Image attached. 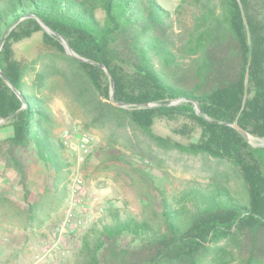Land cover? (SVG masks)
Masks as SVG:
<instances>
[{"label":"trees","instance_id":"16d2710c","mask_svg":"<svg viewBox=\"0 0 264 264\" xmlns=\"http://www.w3.org/2000/svg\"><path fill=\"white\" fill-rule=\"evenodd\" d=\"M184 5L189 19L176 33L172 13L156 0H0V120L12 130L0 140V161L25 199L27 169L17 148L31 146L55 176L67 166L43 97L56 61L37 70L12 50L37 32L62 59L60 78L86 128L110 126L107 146L129 129L160 148L224 162L237 183L210 179L171 196L155 187L161 227L113 210L83 235L82 264H100L104 254L105 264H264V147L230 126L254 143L264 140V0H181L174 12ZM61 38L86 61L66 55ZM109 76L113 100L124 107L110 101ZM155 119H184L192 127L180 132L197 128L198 140L180 145L157 136ZM125 237L132 244L121 245Z\"/></svg>","mask_w":264,"mask_h":264},{"label":"rangeland","instance_id":"374dc122","mask_svg":"<svg viewBox=\"0 0 264 264\" xmlns=\"http://www.w3.org/2000/svg\"><path fill=\"white\" fill-rule=\"evenodd\" d=\"M156 2L172 13L174 28L176 33H180L182 24L189 19L190 8L184 5L176 14L174 10L181 0ZM95 16L102 21L103 11L97 9ZM12 50L15 60L29 67L33 62L37 70L43 63L56 61L52 64L54 69L49 70V86L43 90V97L54 117V135L62 142V136L67 131L70 135L68 141L73 146L82 132L90 134L94 141L90 154L82 163L75 160L72 150L64 147L67 166L56 176L46 171L31 146L17 148L15 155L27 169L30 192L27 199L17 183L15 172L6 170L0 161V216L4 215L5 225L10 226L8 233L12 232L10 236H0V264H82L80 249L83 235L93 225L109 221V212L113 210H117L122 217L132 215L161 227V206L155 187L164 189L171 196L193 183L206 184L210 179L229 183L230 177V185L234 189L237 186L228 164L209 157L188 155L176 148H160L146 136L129 129L120 130L117 144L107 146L110 126L86 128V115L75 105L60 78L58 67L62 65V59H56L53 56L56 52L43 45L42 33L37 32L29 39L13 44ZM184 125L192 127L184 119H155L151 130L157 136L180 145L196 142L199 129L182 133ZM11 134L8 123L1 121L0 140ZM140 171L150 173L153 181ZM75 177L80 179V204L70 210L67 189ZM2 192H7L5 198H1ZM14 224H25L24 232H17ZM41 228L48 231L44 238L38 234ZM28 239L33 244L38 240L44 244L28 250L26 258L19 260L17 254L8 256L11 255L6 252L10 251L9 240ZM130 244L129 238L121 239V245ZM38 255L42 258L38 259ZM103 261L108 262L105 254L100 264H105ZM202 264L211 263L205 261Z\"/></svg>","mask_w":264,"mask_h":264},{"label":"built area","instance_id":"2783aa9c","mask_svg":"<svg viewBox=\"0 0 264 264\" xmlns=\"http://www.w3.org/2000/svg\"><path fill=\"white\" fill-rule=\"evenodd\" d=\"M70 135L66 131L62 136V143L64 147L68 148V151L72 150L74 153V158L78 163L84 162L86 157L90 154L92 143L94 138L88 133H80L76 145L69 143L68 139ZM68 196H69V209L76 208L80 204L79 196L81 194L80 190V179L75 177L72 183L68 186ZM38 259H41L42 256L38 255Z\"/></svg>","mask_w":264,"mask_h":264},{"label":"crops","instance_id":"0c3cea01","mask_svg":"<svg viewBox=\"0 0 264 264\" xmlns=\"http://www.w3.org/2000/svg\"><path fill=\"white\" fill-rule=\"evenodd\" d=\"M6 193L2 192L1 193L2 197L1 198H5L4 196H6ZM9 198L13 199V197H9ZM8 215H9V213H8ZM5 223H6V220H4V215L0 216V236H5V235L6 236H10L12 234V232L8 233V230H9L10 226L5 225ZM13 227L18 229L17 232H19V231L20 232H24L23 228H25V224H21V225L20 224H18V225L14 224ZM3 230H5L6 232H4ZM38 234L41 235L42 238H44V237H46V235H48V231H46L44 228H41L38 231ZM43 244L44 243H42L41 240L35 241L34 244L30 243L29 239L26 240V241L17 240V241H12V242L9 240L8 249H10V251L9 252L6 251V252L11 254V255H8V256H12V257L15 256L13 254H17L16 258L20 260L21 258H26L29 255L27 253L28 250H30L31 248L34 249L33 247L38 248L39 246H42Z\"/></svg>","mask_w":264,"mask_h":264},{"label":"water","instance_id":"95a60500","mask_svg":"<svg viewBox=\"0 0 264 264\" xmlns=\"http://www.w3.org/2000/svg\"><path fill=\"white\" fill-rule=\"evenodd\" d=\"M41 26H42V28H43L46 32H49V30L47 29V27H46L43 23H41ZM3 41H4V39H2V41H1V43H0V48H1L2 44H3ZM61 43H62V45H63V48H64L66 54H68V55L71 56V57H75V58H77V59L80 60V61H86L85 59H83V58L77 56V54H75V53L71 50V48L69 47L68 43H67L64 39H62V38H61ZM96 65H98V64H96ZM99 66L102 68V70H103L105 73H107V75H109L107 69H106L103 65H99ZM0 77H2V78L4 79V76L2 75L1 71H0ZM109 81H110V88H111V90H110V96H111L110 101H111V103H113L114 105L120 106V107H124V105L119 104L118 102H114V100H113V80H112V78H111L110 76H109ZM7 83H8V82H7ZM145 106H146V107H152V106H154V104H146ZM195 109H196V111L198 112V107H197V106H195ZM0 122H1V120H0ZM230 126H231L235 131H237L238 133H240V135H241V136H242V137H243L248 143H250L252 146L264 147V140H258V143H254V141H255L256 139L253 138V137H252L251 135H249L248 133H246V132H245L243 129H241L236 123H233V124H231ZM256 141H257V140H256Z\"/></svg>","mask_w":264,"mask_h":264}]
</instances>
